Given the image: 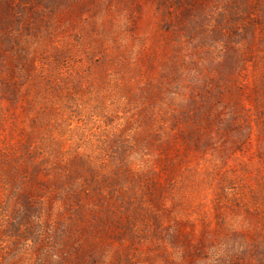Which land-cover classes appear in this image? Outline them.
Here are the masks:
<instances>
[{"label": "rangeland", "instance_id": "rangeland-1", "mask_svg": "<svg viewBox=\"0 0 264 264\" xmlns=\"http://www.w3.org/2000/svg\"><path fill=\"white\" fill-rule=\"evenodd\" d=\"M0 264H264V0H0Z\"/></svg>", "mask_w": 264, "mask_h": 264}]
</instances>
